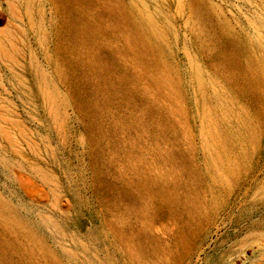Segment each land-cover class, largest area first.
Returning <instances> with one entry per match:
<instances>
[{
    "label": "rangeland",
    "instance_id": "rangeland-1",
    "mask_svg": "<svg viewBox=\"0 0 264 264\" xmlns=\"http://www.w3.org/2000/svg\"><path fill=\"white\" fill-rule=\"evenodd\" d=\"M120 1L145 57L107 23L89 48L75 22L100 23L77 0H0V264H264V0H199L204 20L189 0Z\"/></svg>",
    "mask_w": 264,
    "mask_h": 264
},
{
    "label": "bare ground",
    "instance_id": "bare-ground-1",
    "mask_svg": "<svg viewBox=\"0 0 264 264\" xmlns=\"http://www.w3.org/2000/svg\"><path fill=\"white\" fill-rule=\"evenodd\" d=\"M56 1H58V2H60L61 4L63 3V4H68V5H71V4H74V3H77V2H75V0H56ZM77 1H79L80 3H83V4H85L88 8H90L91 10H93L96 14H97V16H98V18H97V21H99V23L100 24H97L98 26V28H95L94 30H92L91 29V24L89 25L88 24V22L86 23V21H85V23L84 22H75V25L77 26V30H75L76 31V36H78L79 38H83L84 40H86L87 39V42H86V44H87V46L89 47V48H91L90 47V45H88V44H91V42L89 41V38H90V35H92L91 33L93 32H98L99 31V29H100V26H102V25H104V24H106L107 23V25H108V27H110V28H112L115 32H117V33H119V34H121V33H126L127 34V37H126V44H127V48L128 49H130V50H134L137 54H138V56H141V57H145V55L149 52V50L148 49H150V47L148 46V44H147V41H145V38H144V36L142 35V33L140 32V30L138 29V21L137 20H135V19H133L132 17H131V15H130V13H129V11L127 10V8H126V6L122 3V1H120V0H77ZM126 1V0H125ZM135 1H137V0H135ZM179 1V0H178ZM205 1V0H204ZM7 2V1H6ZM17 2H18V0H17ZM22 2V1H21ZM128 2H130V1H128ZM145 2V1H144ZM184 2V1H183ZM131 3V2H130ZM129 3V4H130ZM146 3V2H145ZM150 3V2H149ZM188 4H189V9H191V12L195 15V17H197V19L199 18V19H202V20H204V17L203 16H201V11H200V1L199 0H189L188 2H187ZM43 4H45V3H42V5ZM132 4V3H131ZM148 4V3H147ZM179 4V3H178ZM203 4V3H202ZM9 5V4H8ZM41 5V4H40ZM53 5V4H52ZM205 4H203V6H204ZM2 6V5H1ZM36 6H38L37 4H36ZM45 6V5H44ZM79 7H80V4L78 5ZM134 6V5H133ZM153 6V5H152ZM8 7V6H7ZM52 7V6H51ZM62 7H63V5H62ZM61 7V8H62ZM75 7V6H74ZM77 7V6H76ZM154 7V6H153ZM60 8V7H59ZM85 8V7H84ZM131 8V7H130ZM142 8H143V6H142ZM9 9V8H8ZM36 9V8H35ZM38 9V8H37ZM49 9V8H48ZM64 9H65V6H64ZM68 9H70V6H69V8ZM75 9V8H74ZM86 9V8H85ZM136 9L137 8H135V12H136ZM162 9V8H161ZM182 9V8H181ZM180 9V10H181ZM17 10V8H15V10L14 11H16ZM71 10V9H70ZM70 10H68V11H70ZM131 10L133 11V9L131 8ZM153 10H155V9H153ZM204 10H206V9H204ZM23 11V10H22ZM72 11V10H71ZM156 11V10H155ZM182 11V10H181ZM42 12V11H41ZM62 12V11H61ZM74 12V11H73ZM137 12H138V10H137ZM162 12V11H161ZM164 12V11H163ZM179 12V11H178ZM186 12V11H185ZM191 12H190V14H191ZM203 12V11H202ZM64 13V12H63ZM81 13H83V12H81ZM158 13V12H157ZM18 14H20V13H18ZM50 14V13H49ZM65 14V13H64ZM85 14V13H84ZM158 14H160V13H158ZM157 14V15H158ZM179 14H180V12H179ZM206 14V13H205ZM35 15V14H34ZM57 15V14H56ZM66 16H69V15H67V13L65 14ZM138 15V14H137ZM139 15H141V14H139ZM204 15V14H203ZM207 15V14H206ZM20 16V15H19ZM52 16V15H51ZM50 16V17H51ZM59 16V15H58ZM142 16V15H141ZM160 16V15H159ZM187 16V15H186ZM193 16V15H192ZM205 16V15H204ZM26 17V16H25ZM47 17V16H46ZM45 17V18H46ZM55 17V16H54ZM70 17V16H69ZM72 17V16H71ZM80 16H78V18H79ZM81 17H82V15H81ZM23 18V17H22ZM48 19H49V17H47ZM56 18V17H55ZM72 18H75V17H72ZM1 19V18H0ZM11 19V18H10ZM15 19H16V17H15ZM17 19H19V20H17L18 22L20 21V18L18 17ZM26 19V18H25ZM37 19H38V16H37ZM66 19V18H65ZM83 19V18H82ZM84 19H85V17H84ZM86 19H89V18H86ZM143 19V18H142ZM187 19V18H186ZM191 19V18H190ZM61 20V19H60ZM64 20V19H63ZM72 19H70L69 20V22L71 21ZM81 20V19H80ZM80 20H78V21H80ZM145 20V19H144ZM196 20V19H195ZM13 21V20H12ZM16 21V20H15ZM82 21V20H81ZM84 21V20H83ZM142 21V20H141ZM140 21V22H141ZM192 21V20H191ZM198 21V20H197ZM196 21V22H197ZM23 22H24V20H23ZM37 22H39V21H37ZM58 22H59V20H58ZM61 22H63V21H61ZM89 22H90V20H89ZM146 22V21H145ZM150 22H151V29H152V32H151V35L152 36H154V37H159V38H161V32L158 30L157 31V28H156V26H157V24L155 23V21H154V18L152 17L151 18V20H150ZM195 22V21H194ZM204 22V21H203ZM210 22H211V20H210ZM212 22H213V20H212ZM212 22H211V25H212ZM49 23V22H48ZM77 23V24H76ZM158 23V22H157ZM201 23V22H200ZM8 24V23H7ZM21 24H22V22H21ZM24 24V23H23ZM22 24V25H23ZM38 24V23H37ZM92 24H93V22H92ZM150 24V23H149ZM159 24V23H158ZM163 24V23H162ZM193 24V23H192ZM209 24V23H208ZM214 24V23H213ZM9 25V24H8ZM71 25H72V23H71ZM200 25H202V23L200 24ZM210 25V24H209ZM30 26V25H29ZM50 26V25H49ZM60 26V25H59ZM67 26V25H66ZM198 26H199V24H198ZM204 26H205V24H204ZM228 26V25H227ZM7 27V26H6ZM44 27V26H43ZM54 27V26H53ZM74 27V26H73ZM149 27V26H148ZM155 27V28H154ZM189 27V26H188ZM191 27V26H190ZM189 27V28H190ZM220 27V26H219ZM226 27V26H225ZM259 27V26H258ZM25 28V27H24ZM60 28V27H59ZM63 28V27H62ZM61 28V29H62ZM68 28V27H67ZM150 28V27H149ZM160 28V27H159ZM192 28V27H191ZM204 28V27H203ZM69 29H70V27H69ZM73 29V28H72ZM156 29V30H155ZM198 29H200V27L198 28ZM197 29V30H198ZM256 29H257V27H256ZM8 30H10V29H8ZM31 30V29H30ZM56 30V29H55ZM161 30V29H160ZM191 30V29H190ZM201 30H203V29H201ZM206 30V29H205ZM219 30V29H218ZM222 30V29H221ZM220 30V31H221ZM228 30V29H227ZM259 30V29H258ZM50 31V30H49ZM52 31V30H51ZM63 31V30H62ZM72 31V30H71ZM144 31V30H143ZM211 31V30H210ZM8 32H10V31H8ZM45 32V31H44ZM54 32H56V31H54ZM60 32V31H59ZM232 32V31H231ZM27 33H28V31H27ZM30 33V32H29ZM31 33H33V32H31ZM111 33V32H110ZM173 33V32H172ZM189 33V32H188ZM193 33H195V31L193 32ZM197 33V32H196ZM202 33V32H201ZM204 33V32H203ZM211 33V32H210ZM234 33V32H233ZM243 33H244V31H243ZM11 34V33H10ZM15 34V33H14ZM51 34V33H50ZM58 34V33H57ZM198 34H199V31H198ZM197 34V35H198ZM214 34V33H213ZM220 34H222V33H220ZM237 34H238V32H237ZM15 35H17V33L15 34ZM39 35V34H38ZM51 35H53V33L51 34ZM70 35V34H69ZM68 35V36H69ZM104 35V34H103ZM105 35H107V34H105ZM110 35V34H109ZM113 35H114V33H113ZM113 35H111V36H113ZM193 35H195V34H193ZM196 35V36H197ZM212 35V34H211ZM245 35V34H244ZM243 35V36H244ZM251 35V37L252 36H254V35H252V34H250ZM258 35V34H257ZM11 36H12V34H11ZM14 36V35H13ZM30 36H31V34H30ZM65 37L64 35H61V37ZM100 36V35H99ZM102 36V35H101ZM100 36V37H101ZM170 36H171V34H170ZM173 36H174V34H173ZM206 36V35H205ZM204 36V34H203V38L205 37ZM208 37H209V33H208V35H207ZM240 36V35H239ZM248 36V35H247ZM264 36V35H263ZM3 37V36H2ZM17 37H18V35H17ZM38 37V36H37ZM51 37V36H50ZM70 37V36H69ZM69 37H67V38H69ZM73 37V36H72ZM71 37V38H72ZM89 37V38H88ZM95 37V36H94ZM97 37V36H96ZM110 37V36H109ZM118 37V36H117ZM153 37V38H154ZM172 37V36H171ZM175 37V36H174ZM223 37H224V34H223ZM236 37V36H235ZM255 37V36H254ZM262 37V36H261ZM19 38V37H18ZM102 38V37H101ZM114 38V37H113ZM119 38V37H118ZM155 38V39H156ZM195 38H199L198 36L197 37H195ZM218 38V37H217ZM216 38V39H217ZM250 38V37H249ZM256 38V37H255ZM21 39V38H20ZM37 39V38H36ZM48 39H49V37H48ZM53 39V38H52ZM52 39H51V41H52ZM97 39H98V37H97ZM103 39V38H102ZM111 39V38H110ZM115 39H117V38H115ZM173 38H171V40H172ZM200 39V38H199ZM198 39V40H199ZM15 40H17V39H15ZM38 40V39H37ZM56 40V39H55ZM62 40V39H61ZM65 40H67L66 38H65ZM75 41V39H72V41ZM101 40V39H100ZM106 40V39H105ZM112 40V39H111ZM197 40V39H196ZM195 40V41H196ZM232 40V39H231ZM2 41V40H1ZM20 41V40H19ZM46 41H47V39H46ZM73 41V42H74ZM93 41H95V40H93ZM107 41H109V39H107ZM158 41V40H157ZM210 41V40H209ZM246 41V40H245ZM247 41H249V39H248V37H247ZM251 41V40H250ZM3 42V41H2ZM2 42L0 43V47H2V51H4V52H6V50H4V48L5 49H7L6 47H3V44H2ZM16 42H18V41H16ZM22 42H24V41H22ZM28 42V41H27ZM32 42V41H31ZM61 42H64L65 43V41H61ZM67 42V41H66ZM76 42V41H75ZM80 42V41H79ZM90 42V43H89ZM101 42V41H100ZM197 42V41H196ZM215 42V41H214ZM225 42V41H224ZM262 42H263V44H264V41L262 40ZM29 43H30V41H29ZM47 43V42H46ZM202 43V42H201ZM19 44V43H18ZM23 44V43H22ZM25 44V43H24ZM55 44H56V41H55ZM74 44V43H73ZM80 44V43H79ZM85 44V45H86ZM114 44V43H113ZM172 44V43H171ZM215 44V43H214ZM228 44H230L229 42H228ZM244 44V43H243ZM262 44V43H261ZM20 45V44H19ZM37 45H39V43L37 44ZM50 45V44H49ZM68 45V44H67ZM83 45V44H82ZM93 44H91V46H92ZM162 45V44H161ZM191 45V44H190ZM216 45V44H215ZM214 45V46H215ZM251 45V44H250ZM45 46H46V44H45ZM54 46H56V45H54ZM107 46H109V44L107 45ZM164 46H165V44H164ZM192 46V45H191ZM190 46V47H191ZM195 46H197L196 44H195ZM219 46V45H218ZM245 46V45H244ZM40 47V46H39ZM63 47V46H62ZM78 47H79V45H78ZM106 47V46H105ZM259 47V46H258ZM11 48V47H10ZM60 48V47H59ZM64 48H67V47H65L64 46ZM80 48V47H79ZM83 48V47H82ZM96 48H98L97 46H96ZM166 48V47H165ZM230 48V47H229ZM20 49V48H19ZM36 49V48H35ZM47 49V48H46ZM76 49V48H75ZM101 49H102V47H101ZM106 49V48H105ZM115 49V48H114ZM152 49V48H151ZM201 49V48H200ZM199 49V50H200ZM244 49V48H243ZM253 49V48H252ZM12 50H14V48L12 47ZM11 50V51H12ZM29 50H30V48H29ZM29 50H27V51H29ZM65 50V49H64ZM92 50V49H91ZM100 50V49H99ZM103 50H104V48H103ZM108 50H110V49H108ZM165 50V49H164ZM168 50V49H167ZM215 50V49H214ZM213 50V51H214ZM218 50V49H217ZM24 51V50H23ZM51 51V50H50ZM54 51V50H53ZM69 51V50H68ZM106 51H107V49H106ZM196 51V50H195ZM242 51V50H241ZM247 51V50H246ZM25 52V51H24ZM38 52H40V51H38ZM44 52V51H43ZM57 52V51H56ZM55 52V53H56ZM60 53H61V51H59ZM65 52H67V51H65ZM70 52V51H69ZM68 52V53H69ZM100 52H101V50H100ZM108 52V51H107ZM110 52V51H109ZM114 52V51H113ZM168 52H170L169 50H168ZM197 52V51H196ZM207 52V51H206ZM244 52H245V50H244ZM17 53H18V51H17ZM23 53V52H22ZM30 53V52H29ZM45 53H46V51H45ZM44 53V54H45ZM59 53V54H60ZM64 53V52H63ZM77 53H78V50H77ZM84 53V52H83ZM104 53V52H103ZM242 53H243V51H242ZM10 54V53H9ZM38 54V53H37ZM49 53H47V55H48ZM52 54V53H51ZM71 54V53H70ZM87 54V53H86ZM99 54V53H98ZM110 54H111V52H110ZM168 54V53H167ZM171 54V53H170ZM19 55H20V53H19ZM29 55V54H28ZM61 55H62V53H61ZM65 55H66V53H65ZM64 55V56H65ZM72 55V54H71ZM77 55V54H76ZM224 55V54H223ZM249 55V54H248ZM3 56V55H2ZM53 56V55H52ZM70 56V55H69ZM74 56H75V54H74ZM86 56H88V55H86ZM102 56V55H101ZM171 57H172V55H170ZM169 56V58H171ZM218 56V55H217ZM221 56V55H220ZM243 56H245V55H243ZM1 57V56H0ZM61 57V56H60ZM89 57V56H88ZM98 57L100 58V55H98ZM97 57V58H98ZM110 57H113V59L115 58L114 57V55L113 56H110ZM206 57V56H205ZM15 58V57H14ZM106 58V57H105ZM202 58V57H201ZM209 58V57H208ZM41 59V58H40ZM70 59V58H69ZM73 59V58H72ZM82 59V58H81ZM84 59V58H83ZM109 59V58H108ZM222 59V58H221ZM230 59V58H229ZM234 59V58H233ZM247 59H248V57H247ZM250 59V58H249ZM4 60H6V59H4ZM10 60V59H9ZM8 60V61H9ZM14 60V59H13ZM22 60H24V59H22ZM29 60V59H28ZM66 60H67V58H66ZM85 60V59H84ZM102 60H103V57H102ZM110 60V59H109ZM172 60H173V58H172ZM199 60V59H198ZM1 61H2V59H1ZM7 61V60H6ZM15 61V60H14ZM44 61V60H43ZM42 61V62H43ZM47 61V60H46ZM49 61V60H48ZM65 61V60H64ZM70 61V60H69ZM68 60H67V62H69ZM97 61H98V59H97ZM105 61V60H104ZM103 61V62H104ZM142 61V60H141ZM259 61V60H258ZM263 61V60H262ZM17 62V61H16ZM20 62V61H19ZM29 62V61H28ZM76 62V61H75ZM74 62V63H75ZM90 62V61H89ZM98 62H100V60L98 61ZM116 62V61H115ZM175 62V61H174ZM208 62V61H207ZM7 63V62H6ZM50 63V62H49ZM48 63V64H49ZM54 63V62H53ZM61 63V62H60ZM63 64H64V62H62ZM70 63V62H69ZM78 63H80V62H78ZM112 63V62H111ZM228 63H229V61H228ZM263 63V62H262ZM8 65H9V63H7ZM7 64H6V66H7ZM13 64V63H12ZM15 64V63H14ZM28 64V63H27ZM43 64H44V62H43ZM46 64V63H45ZM52 64V63H51ZM67 64V63H66ZM73 64V63H72ZM81 64V63H80ZM104 64H105V62H104ZM114 64V63H113ZM116 64V63H115ZM150 64L153 66V67H155V66H157V62L156 61H151L150 62ZM208 64V63H207ZM206 64V65H207ZM5 65V64H4ZM3 65V66H4ZM18 65H20V63L18 64ZM62 65V64H61ZM69 65V64H68ZM67 65V66H68ZM112 65V64H111ZM209 65V64H208ZM211 65V64H210ZM226 65V64H225ZM235 65V64H234ZM260 65V64H259ZM29 66H30V64H29ZM46 66V65H45ZM52 66V65H51ZM57 66V65H56ZM72 66V65H71ZM78 66H80V65H78ZM81 66H82V64H81ZM98 66V65H97ZM147 66H148V64H147ZM180 66V65H179ZM219 66V65H218ZM223 66H224V63H223ZM237 66V65H236ZM247 66V65H246ZM14 67H15V65H14ZM18 67V66H17ZM21 67V66H20ZM24 67V66H23ZM36 67V66H35ZM63 67H65V65L63 66ZM70 67V66H69ZM75 67V66H74ZM117 67V66H116ZM207 67V66H206ZM209 67V66H208ZM207 67V68H208ZM230 67V66H229ZM259 67V66H258ZM19 68V67H18ZM29 68H31V67H29ZM46 68V67H45ZM51 68V67H50ZM78 68V67H77ZM76 68V69H77ZM117 68H119V67H117ZM116 68V69H117ZM7 69H9V68H7ZM26 69V68H25ZM35 69V68H34ZM55 69V68H54ZM67 69V68H66ZM71 69H72V67H71ZM97 69V68H96ZM210 69V68H209ZM236 69V68H235ZM16 70V69H15ZM32 70V69H31ZM48 70V69H47ZM60 70V69H59ZM58 70V71H59ZM78 70V69H77ZM76 70V71H77ZM82 70H83V68H82ZM82 70H78V71H81L82 72ZM111 69H109V71H110ZM119 70H121V69H119ZM215 70V69H214ZM29 71V70H28ZM57 71V72H58ZM69 71V70H68ZM67 71V72H68ZM84 71H85V69H84ZM114 71H117V70H114ZM203 71V70H202ZM206 71V70H205ZM221 71V70H220ZM23 72H24V70H23ZM53 72H55V71H53ZM52 72V73H53ZM66 72V71H65ZM72 71H70L69 73H71ZM111 72V71H110ZM120 72V71H119ZM181 72H185V71H182L181 70ZM212 72V71H211ZM226 72V71H225ZM8 73V72H7ZM7 73H6V75H7ZM25 73V72H24ZM29 74H31L30 72H28ZM34 73V72H33ZM61 73V72H60ZM72 73H74V72H72ZM85 73V72H84ZM113 73V72H112ZM122 73V72H121ZM204 73H207V72H204ZM214 73V72H213ZM16 74H18V73H16ZM57 74V73H56ZM68 74V73H67ZM75 74H77V73H75ZM88 74V73H87ZM98 74V73H97ZM100 74V73H99ZM104 74V73H103ZM105 74H107V73H105ZM120 74V73H119ZM150 74V73H149ZM182 74V73H181ZM187 74V73H186ZM198 74V73H197ZM32 75V74H31ZM71 75V74H70ZM73 75V74H72ZM109 75V74H108ZM114 75V74H113ZM116 75H118V74H116ZM122 75H123V73H122ZM194 75V74H193ZM196 75V74H195ZM202 75V74H201ZM206 75V74H205ZM33 76H35L36 77V75H33ZM32 76V77H33ZM57 76H58V74H57ZM56 76V77H57ZM74 76V75H73ZM77 76V75H76ZM88 76V75H87ZM92 76V75H91ZM104 76H106V75H104ZM184 76H186V75H184ZM183 76V77H184ZM1 77V76H0ZM7 77V76H6ZM11 77V76H10ZM29 77V76H28ZM79 78H80V76H78ZM95 77V76H94ZM98 77H100L99 75H98ZM110 77V76H109ZM108 77V78H109ZM202 77V76H201ZM206 77H209L208 75L206 76ZM221 77V76H220ZM59 78V77H58ZM58 78H57V80H58ZM64 78V77H63ZM74 78V77H73ZM193 78H195V76L193 77ZM197 78V77H196ZM204 78V77H203ZM262 78V77H261ZM9 79V78H8ZM12 79V78H11ZM14 79V78H13ZM64 79H66V81L68 80V78H64ZM74 79H77L78 80V78H74ZM87 79V78H86ZM103 79H105L104 77H103ZM186 79V78H185ZM188 79V78H187ZM208 79V78H207ZM35 80H36V78H35ZM69 80H71L70 78H69ZM73 80V79H72ZM80 80V79H79ZM82 80V79H81ZM85 80V79H84ZM90 80H92V79H90ZM94 80V79H93ZM93 80H92V83H93ZM100 80V79H99ZM108 80V79H107ZM113 80V79H112ZM115 80V79H114ZM125 80V79H124ZM123 80V81H124ZM129 80V79H128ZM211 80H212V78H211ZM259 79H257V81H258ZM262 80V79H261ZM34 81V80H33ZM59 81V80H58ZM83 81V80H82ZM130 81V80H129ZM204 81H205V79H204ZM224 81H225V79H224ZM22 82V81H21ZM41 82V81H40ZM72 82V81H71ZM78 82V81H77ZM102 82H105V80L104 81H102ZM131 82H133V81H131ZM203 82V81H202ZM207 82H209V81H207ZM260 82V81H259ZM12 83V82H11ZM17 83V82H16ZM34 83V82H33ZM38 83L39 82H37V85H38ZM79 83V82H78ZM83 84H84V82H82ZM117 83H118V81H117ZM116 83V84H117ZM126 83V82H125ZM190 83V82H189ZM222 83H223V81H222ZM60 84H61V82H60ZM64 83H62V85H63ZM98 84H99V82H98ZM105 83H102L101 84V86L102 85H104ZM107 84H109V83H107ZM185 84V83H184ZM205 84V83H204ZM210 84V83H209ZM9 85V84H8ZM59 85V84H58ZM77 85V84H76ZM79 85V84H78ZM82 85V84H81ZM85 85V84H84ZM94 85V84H93ZM119 85V84H118ZM121 85V84H120ZM189 85V84H188ZM206 85V84H205ZM28 86V85H27ZM39 86V85H38ZM67 86V85H66ZM69 86H71V85H69ZM69 86H68V89H69ZM73 86V85H72ZM96 86H97V84H96ZM109 86H110V84H109ZM114 86V85H113ZM122 86V85H121ZM183 86V85H182ZM247 86H248V84H247ZM264 86V85H263ZM36 87V86H35ZM60 87V86H59ZM85 87V86H84ZM86 87H88V86H86ZM94 87V86H93ZM119 87V86H118ZM123 87L124 88H126L127 89V87H125L124 85H123ZM133 87V86H132ZM153 87V86H152ZM181 87V86H180ZM18 88V87H17ZM37 88V87H36ZM39 88V87H38ZM37 88V89H38ZM74 88V87H73ZM89 88V87H88ZM98 88H99V86H98ZM113 88H115L116 89V87H113ZM124 88H122V89H124ZM19 89V88H18ZM60 89V88H59ZM67 89V90H68ZM71 89V88H70ZM89 89H91V87L89 88ZM97 89V88H96ZM101 89V88H100ZM102 89H104V88H102ZM101 89V90H102ZM108 89V88H107ZM111 89V88H110ZM118 89V88H117ZM120 89V88H119ZM188 89H190L189 87H188ZM204 89V88H203ZM231 89V88H230ZM257 89V88H256ZM17 90V89H16ZM61 90H62V88H61ZM66 90V89H65ZM71 90H73V91H75L74 89H71ZM77 90H78V86H77ZM79 90H81V88L79 89ZM88 90V89H87ZM86 90V91H87ZM132 90V89H131ZM130 90V91H131ZM207 90H208V88H207ZM254 90V89H253ZM38 91V90H37ZM93 91V90H92ZM104 91V90H103ZM107 91V90H106ZM109 91V90H108ZM111 91V90H110ZM121 91V90H120ZM123 91V90H122ZM126 91V90H125ZM130 91H128V93H130ZM133 91V90H132ZM225 91V90H224ZM82 92V91H81ZM105 92V91H104ZM113 92V91H112ZM198 92V91H197ZM210 92V91H209ZM211 92H212V90H211ZM226 92V91H225ZM256 92H257V90H256ZM41 93V91L39 92V95H42V94H40ZM63 93V92H62ZM62 93H61V95H62ZM65 93V92H64ZM70 93V92H69ZM111 93V92H110ZM121 93V92H120ZM125 93H127V92H125ZM127 93V94H128ZM144 93V92H143ZM146 93V92H145ZM189 93H190V91H189ZM207 93V92H206ZM253 93V92H252ZM37 94V93H36ZM75 94H76V92H75ZM82 94V93H81ZM87 94V93H86ZM89 94V93H88ZM105 94V93H104ZM107 94V93H106ZM119 94V93H118ZM138 94V93H137ZM242 94V93H241ZM256 94H258V93H256ZM57 95V94H56ZM70 95V94H69ZM79 95V94H78ZM84 95V94H83ZM100 95H102V94H100ZM114 95V94H113ZM121 95H125V94H121ZM199 95V94H198ZM228 95V94H227ZM24 96V95H23ZM74 96V94H72V97ZM126 97H127V95H125ZM263 96V95H262ZM43 97V96H42ZM64 97V96H63ZM66 97V96H65ZM76 97V96H75ZM85 98H86V96H84ZM110 97V96H109ZM114 97H116V96H114ZM124 97V96H123ZM125 97V98H126ZM132 97V96H131ZM140 97V96H139ZM212 97H214V95L212 94ZM25 98V97H24ZM38 98H39V96H38ZM70 98V97H69ZM81 98V97H80ZM84 98V99H85ZM89 98V97H88ZM87 98V99H88ZM92 98V97H91ZM96 98V97H95ZM128 98H130V96L128 97ZM136 98V97H135ZM134 97H133V99H135ZM190 98V97H189ZM188 98V99H189ZM233 98V97H232ZM251 98H254V97H251ZM93 99V98H92ZM103 98H101V100H102ZM110 99V98H109ZM112 99H113V97H112ZM119 99V98H118ZM137 99V98H136ZM135 99V100H136ZM144 99V98H143ZM201 99V98H200ZM234 99V98H233ZM47 100V99H46ZM100 100V101H101ZM120 100V99H119ZM127 100V99H126ZM130 100V99H129ZM195 100V99H194ZM208 100H210V99H208ZM235 100V99H234ZM26 101V100H25ZM96 101V100H95ZM117 101V100H116ZM142 101V100H141ZM165 101V100H164ZM192 101V100H191ZM255 101V100H254ZM44 102V101H43ZM66 102V101H65ZM88 102H89V100H88ZM109 102V101H108ZM113 102V101H112ZM120 102H121V100H120ZM119 102V103H120ZM140 102V101H139ZM189 102H190V99H189ZM195 102V101H194ZM193 102V103H194ZM211 102V101H210ZM237 102V101H236ZM105 103H107V102H105ZM114 103V102H113ZM118 103V102H117ZM131 103V102H130ZM191 103V102H190ZM189 103V104H190ZM196 103V102H195ZM216 103V102H215ZM87 104V103H86ZM115 104V103H114ZM122 104V103H121ZM238 104V103H237ZM250 104V103H249ZM253 104V103H252ZM48 105V104H47ZM99 105V104H98ZM110 105V104H109ZM109 105H108V107H109ZM112 105V104H111ZM241 105V104H240ZM73 106V105H72ZM84 106V105H83ZM115 106V105H114ZM202 106V105H201ZM205 106V105H204ZM254 106V105H253ZM257 106V105H256ZM63 107H65V106H63ZM76 107H77V105H76ZM127 107V106H126ZM140 107V106H139ZM203 107V106H202ZM201 107V108H202ZM243 107V106H242ZM47 108V107H46ZM78 108V107H77ZM103 108V107H102ZM111 108V107H110ZM113 108V107H112ZM255 108V107H254ZM71 109V108H70ZM81 109H82V107H81ZM87 109V108H86ZM89 109V108H88ZM94 109H96V108H94ZM203 109V108H202ZM223 109V108H222ZM235 109H237V108H235ZM73 110V109H72ZM78 110V109H77ZM76 110V111H77ZM194 110H196V109H194ZM79 111H80V109H79ZM78 111V112H79ZM97 111V110H96ZM211 111V110H210ZM257 111V110H256ZM75 112V111H74ZM83 112V111H82ZM91 112V111H90ZM195 112V111H194ZM248 112V111H247ZM251 112V111H250ZM262 112V111H261ZM48 113V112H47ZM87 113V112H86ZM149 113V112H148ZM195 113H197V112H195ZM219 113V112H218ZM257 114H259L258 113V111L256 112ZM264 113V112H263ZM76 115H77V112L75 113ZM92 114H93V112H92ZM99 114H101V113H99ZM104 114V113H103ZM215 114V113H214ZM242 114V113H241ZM118 115V114H117ZM149 115H151V114H149ZM153 115V114H152ZM166 115V114H165ZM191 115V114H190ZM245 115V114H244ZM80 116V114L78 115V117ZM86 116V115H85ZM93 116V115H92ZM95 116V115H94ZM93 116V117H94ZM169 116V115H168ZM202 116V115H201ZM2 117V116H1ZM76 117V116H75ZM89 117H90V114H89ZM88 117V118H89ZM99 117V116H98ZM154 117V116H153ZM152 117V118H153ZM192 117V116H191ZM209 117V116H208ZM100 118V117H99ZM257 118V117H256ZM263 118V117H262ZM62 119V118H61ZM97 119V118H96ZM113 119V118H112ZM163 119V118H162ZM199 119V118H198ZM206 119V118H205ZM221 119V118H220ZM247 119V118H246ZM10 121H11V119H9ZM93 120V119H92ZM99 120V119H98ZM150 120H151V118H150ZM193 120V119H192ZM2 121V120H1ZM14 121V120H13ZM127 121H128V119H127ZM206 121V120H205ZM3 122V121H2ZM15 122V121H14ZM19 121H17V122H15V124L16 123H18ZM21 122V121H20ZM92 122H94V121H92ZM95 122H96V120H95ZM101 122H102V120H101ZM108 122V121H107ZM151 122V121H150ZM168 122V121H167ZM171 122V121H170ZM221 122V121H220ZM248 122V121H247ZM257 122V121H256ZM261 122V121H260ZM22 123V122H21ZM85 123V122H84ZM90 123V122H89ZM100 123V122H99ZM114 123V122H113ZM156 123V122H155ZM223 123V122H222ZM227 123V122H226ZM19 124V123H18ZM18 124H17V127H18ZM88 124V123H87ZM95 125H97L96 123H94ZM111 124V123H110ZM89 125H91V124H89ZM99 125V124H98ZM103 124H101V126H102ZM193 125V124H192ZM220 125V124H219ZM105 126V125H104ZM107 126V125H106ZM110 126H112V125H110ZM110 126H107V127H110ZM224 126V125H223ZM24 128H26L25 126H23ZM114 127V126H113ZM134 127V126H133ZM220 127H222V126H220ZM19 129H21L20 127H18ZM93 128V127H92ZM91 128V129H92ZM177 128V127H176ZM258 128V127H257ZM87 129V128H86ZM98 129V128H97ZM135 129V128H134ZM178 129V128H177ZM259 129V128H258ZM90 130V129H89ZM88 130V131H89ZM96 130V129H95ZM100 130H102V128L101 129H99V131ZM104 130H105V128H104ZM109 130V129H108ZM114 130V129H113ZM120 130V129H119ZM126 130V129H125ZM1 131V130H0ZM94 131V130H93ZM128 131V130H127ZM168 131V130H167ZM224 131V130H223ZM254 131V130H253ZM85 132V131H84ZM87 132V131H86ZM95 132V131H94ZM98 132V131H97ZM96 132V133H97ZM113 132V131H112ZM118 132V131H117ZM258 132H260V131H258ZM1 133V132H0ZM22 133H23V131H22ZM21 133V134H22ZM93 133V132H92ZM91 133V134H92ZM111 133V132H110ZM122 133V132H121ZM134 133V132H133ZM145 133V132H144ZM177 133V132H176ZM200 133V132H199ZM89 134V133H88ZM87 134V135H88ZM93 134H95V133H93ZM97 134H99V133H97ZM96 134V135H97ZM107 134H108V132H107ZM141 135H142V133H140ZM168 135H170L169 134V132L167 133ZM181 134V133H180ZM239 134V133H238ZM256 134V133H255ZM103 135H104V133H103ZM112 135V134H111ZM121 135V134H120ZM136 135V134H135ZM134 135V136H135ZM166 135V134H165ZM172 135V134H171ZM250 135V134H249ZM2 136V135H1ZM86 136V135H85ZM94 136V135H93ZM117 136V135H116ZM225 136V135H224ZM240 136V135H239ZM252 136V135H251ZM3 137V136H2ZM1 137V138H2ZM25 137V136H24ZM99 137V136H98ZM102 137H104V136H102ZM101 137V138H102ZM107 137H109V136H107ZM111 137V136H110ZM164 137V136H163ZM253 137V136H252ZM28 138V137H27ZM87 138V137H86ZM94 138H95V136H94ZM105 138V137H104ZM113 138V137H112ZM115 138V137H114ZM113 138V139H114ZM135 138V137H134ZM170 138V137H169ZM174 138H176V137H174ZM6 139V138H5ZM116 139V138H115ZM163 139H165V138H163ZM168 139V138H167ZM177 139H178V137H177ZM176 139V140H177ZM40 140V139H39ZM90 140V139H89ZM101 140H103V138L101 139ZM107 140H108V138H107ZM136 140V139H135ZM156 140V139H155ZM172 140V139H171ZM174 140V139H173ZM175 140V141H176ZM2 141H3V139H2ZM45 141V140H44ZM115 141V140H114ZM153 141V140H152ZM167 141V140H166ZM8 142H9V140H8ZM42 142V141H41ZM95 142H96V140H95ZM98 142H100V141H98ZM102 142V141H101ZM101 142H100V144H101ZM110 142H112V141H110ZM119 142H121L120 140H119ZM118 142V143H119ZM180 142V141H179ZM256 142V141H255ZM114 143H116V142H114ZM193 143V142H192ZM3 144V143H2ZM10 144V143H9ZM99 144V143H98ZM103 144V143H102ZM137 144V143H136ZM5 145V144H4ZM115 145L116 144H114V148H115ZM119 145V144H118ZM177 145H178V143H177ZM238 145V144H237ZM1 146V145H0ZM3 146V145H2ZM17 146V145H16ZM96 146V145H95ZM99 146V145H98ZM176 146V145H175ZM250 146V145H249ZM11 147V146H10ZM101 147H103V145L101 146ZM106 147V146H105ZM110 147H111V145H110ZM172 147V146H171ZM177 147V146H176ZM180 147V146H179ZM220 147V146H219ZM1 148V147H0ZM5 148H6V145H5ZM99 148V147H98ZM113 148V149H114ZM174 148V147H173ZM182 148H184V147H182ZM3 149V148H2ZM4 150V149H3ZM2 150V151H3ZM14 150H16L15 149V147H14ZM107 150H108V148H107ZM1 151V150H0ZM99 151V150H98ZM115 151V150H114ZM252 151V150H251ZM19 152V151H18ZM117 152V151H116ZM119 152V151H118ZM121 152H123V151H121ZM149 152V151H148ZM178 152V151H177ZM240 152V151H239ZM20 153V152H19ZM37 153V152H36ZM99 153H100V151H99ZM106 153V152H105ZM172 153V152H171ZM191 153V152H190ZM249 153V152H248ZM5 154V153H4ZM17 154V153H16ZM104 154V153H103ZM250 154V153H249ZM1 155V154H0ZM98 155V154H97ZM2 156V155H1ZM21 156H23V155H21ZM26 156V155H25ZM24 156V157H25ZM99 156V155H98ZM181 156V155H180ZM183 156V155H182ZM250 156V155H249ZM27 157V156H26ZM101 157H103V156H101ZM110 157V156H109ZM186 157V156H185ZM188 157V156H187ZM99 158V157H98ZM104 158H105V156H104ZM117 158V157H116ZM181 158V157H180ZM245 158V157H244ZM8 159H10V158H8ZM178 159V158H177ZM10 160H12V159H10ZM245 160V159H244ZM32 161V160H31ZM101 161V160H100ZM239 161V160H238ZM93 162V161H92ZM8 163V162H7ZM30 163V162H29ZM99 163V162H98ZM104 163H105V161H104ZM168 163V162H167ZM184 163H186L185 161H184ZM188 163V162H187ZM9 164V163H8ZM13 164V163H12ZM28 164V163H27ZM95 164V163H94ZM102 164V163H101ZM11 165V164H10ZM96 165V164H95ZM106 164H104V166H105ZM189 165V164H188ZM2 166V165H1ZM246 166V165H245ZM6 167H8V166H6ZM100 167H103V166H100ZM115 168V167H114ZM113 168V169H114ZM244 168V167H243ZM9 169V168H8ZM1 170H2V168H1ZM110 170V169H109ZM116 170V169H115ZM118 170V169H117ZM119 171V170H118ZM35 172V171H34ZM239 172V171H238ZM244 172V171H243ZM189 173V172H188ZM206 174V173H205ZM49 175V174H48ZM191 175V174H190ZM207 176V175H206ZM21 177V176H20ZM19 177V178H20ZM208 178V177H207ZM23 179V178H22ZM21 178H20V180H22ZM28 179V178H27ZM234 179H235V177H234ZM240 179V178H239ZM239 179H238V181H239ZM233 180V179H232ZM23 182L24 183H26V181H24L23 180ZM23 182H22V184H23ZM21 183V182H20ZM30 183H32V181H30ZM33 184V183H32ZM31 184V185H32ZM172 184V183H171ZM224 184V183H223ZM236 184H237V182H236ZM24 185V184H23ZM110 185V184H109ZM161 185V184H160ZM29 186V185H28ZM226 186V185H225ZM25 187H26V185H25ZM166 187V186H165ZM173 187V186H172ZM231 189V188H230ZM130 191H132V190H130ZM129 191V192H130ZM166 191V190H165ZM167 192V191H166ZM122 193H124V192H122ZM133 193V192H132ZM130 194V193H129ZM124 195V194H123ZM126 195V194H125ZM157 195H160L161 197H163L164 196V193L163 192H160L159 194H157ZM156 195V196H157ZM131 196V197H130ZM129 197L130 198H134V199H136V202H137V206H138V204L140 205V204H143L142 203V198L140 197V196H138V195H130ZM130 198H128V199H130ZM7 199V198H6ZM132 200V199H131ZM156 200V199H155ZM135 201V200H134ZM6 202H8V201H6ZM9 203V202H8ZM116 203V202H115ZM135 203V202H134ZM145 204V203H144ZM163 204V203H162ZM127 205V204H126ZM10 206V205H9ZM125 206V205H124ZM132 206V205H131ZM136 206V205H135ZM144 206V205H143ZM173 206V205H172ZM175 206V205H174ZM13 207H15V206H13ZM122 209H124V208H122ZM116 210V209H115ZM130 210V209H129ZM182 210V209H181ZM170 215V214H169ZM112 217V216H111ZM108 219V218H107ZM177 219V218H176ZM179 220V219H178ZM57 223V222H56ZM139 223V222H138ZM128 225V224H127ZM1 229V228H0ZM20 229V228H19ZM23 231V230H22ZM5 234H6V232H4ZM113 234V233H112ZM115 234V233H114ZM117 234V233H116ZM143 234L145 235V233L143 232ZM142 234V235H143ZM148 234V233H147ZM0 235H1V233H0ZM4 235V234H3ZM128 235H130V234H128ZM140 235V234H139ZM149 235V234H148ZM132 236V235H131ZM137 236V235H136ZM131 237L129 236V239H130ZM141 238V237H140ZM147 238V237H146ZM145 238V239H146ZM149 238V237H148ZM3 239V238H2ZM13 239V238H12ZM138 239V238H137ZM151 239V238H150ZM122 240H123V238H122ZM133 240V239H132ZM131 240V241H132ZM2 241V240H1ZM8 241V240H7ZM135 241V240H134ZM143 240H141V242H142ZM145 241V240H144ZM4 242V241H3ZM14 242H15V239H14ZM17 242V241H16ZM119 242V241H118ZM149 244V243H148ZM22 245V244H21ZM157 245V244H156ZM155 245V246H156ZM4 246H6V248H7V246L8 245H4ZM138 246H140L139 244H138ZM154 246V245H153ZM15 247H17V248H19L18 246H15ZM2 248V247H1ZM23 248V247H22ZM140 248V247H139ZM138 248V249H139ZM156 248V247H155ZM9 249V248H8ZM135 249V248H134ZM11 251H12V249H10ZM17 250V249H16ZM144 250V249H143ZM153 250V249H152ZM7 253V252H6ZM34 253V252H33ZM47 253V252H46ZM145 253V252H144ZM143 253V254H144ZM9 255H11L10 253H9ZM15 255V254H14ZM35 255H37V254H35ZM17 256H21V255H17ZM29 256V255H28ZM27 256V257H28ZM154 256V255H153ZM159 256V255H158ZM2 257V256H1ZM9 257V256H8ZM22 257V256H21ZM48 257V256H47ZM148 257L149 256H145V258H147L148 259ZM11 258V257H10ZM14 258V257H13ZM16 258V257H15ZM142 258V257H141ZM7 259V258H6ZM9 259V258H8ZM17 260V259H16ZM150 260V259H149ZM19 261V260H18ZM17 261V262H18ZM50 261V260H49ZM152 262V261H151ZM16 263V262H15ZM5 264V263H4ZM7 264V263H6ZM142 264H145L144 262L142 263Z\"/></svg>",
    "mask_w": 264,
    "mask_h": 264
}]
</instances>
